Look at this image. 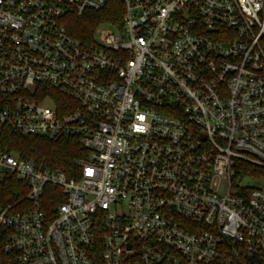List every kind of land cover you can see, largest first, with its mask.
<instances>
[{"label":"built area","instance_id":"1","mask_svg":"<svg viewBox=\"0 0 264 264\" xmlns=\"http://www.w3.org/2000/svg\"><path fill=\"white\" fill-rule=\"evenodd\" d=\"M120 1L81 40L109 0H0V264H264V0Z\"/></svg>","mask_w":264,"mask_h":264},{"label":"trees","instance_id":"2","mask_svg":"<svg viewBox=\"0 0 264 264\" xmlns=\"http://www.w3.org/2000/svg\"><path fill=\"white\" fill-rule=\"evenodd\" d=\"M123 5L120 0H109L101 10H89L85 15L71 14L69 28L72 34L81 40H87L93 31L103 22H120ZM6 142L10 149L19 152L22 156L32 157L46 161L52 167L66 171L69 176H74L75 159L85 156L86 151L75 137L61 136L56 138L42 136H26L17 131H6ZM246 173H256L264 176V170L256 169L245 163ZM19 182L16 178L5 180L0 185V202L13 199L15 186ZM50 203V202H49ZM50 206H56V201L51 200Z\"/></svg>","mask_w":264,"mask_h":264}]
</instances>
